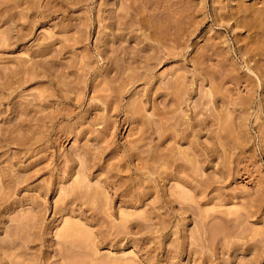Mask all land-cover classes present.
<instances>
[{"label": "rangeland", "instance_id": "374dc122", "mask_svg": "<svg viewBox=\"0 0 264 264\" xmlns=\"http://www.w3.org/2000/svg\"><path fill=\"white\" fill-rule=\"evenodd\" d=\"M0 42V264H264V0H0Z\"/></svg>", "mask_w": 264, "mask_h": 264}, {"label": "bare ground", "instance_id": "6f19581e", "mask_svg": "<svg viewBox=\"0 0 264 264\" xmlns=\"http://www.w3.org/2000/svg\"><path fill=\"white\" fill-rule=\"evenodd\" d=\"M2 9H3V8H2ZM5 9H6V7H5ZM198 9H199V8H198ZM240 9H241V8H240ZM193 10H194V9H193ZM238 10H239V9H238ZM3 11H4V9H3ZM173 11H174V9H173ZM229 11H230V10H229ZM243 11H244V10H243ZM5 12H6V11H5ZM236 12H237V10H236ZM173 13H174V12H173ZM224 16H225V15H224ZM28 35H29V34H28ZM2 41H3V40H2ZM4 41H5V40H4ZM8 42H9V41H8ZM0 43H1V42H0ZM3 43H4V42H3ZM19 68H20V67H19ZM16 74H17V73H16ZM147 75H148V74H147ZM143 76H144V75H143ZM145 76H146V75H145ZM231 77H232V76H231ZM238 77H239V76H238ZM64 96H65V95H64ZM66 97H67V95H66ZM65 99H66V98H65ZM72 99H73V98H72ZM113 110H114V109H113ZM114 111H115V110H114ZM125 112H126V111H125ZM58 114H59V113H58ZM67 114H68V113H67ZM70 114H71V113H70ZM54 117H55V116H54ZM167 118H168V117H167ZM38 119H39V118H38ZM137 119H138V118H137ZM125 120H127V119H125ZM142 120H143V119H142ZM144 120H145V119H144ZM165 120H167V119L165 118ZM199 120H200V119H199ZM138 121H139V120H138ZM181 121H182V120H181ZM200 121H201V120H200ZM145 122H146V121H145ZM145 122H144V123H145ZM113 123H114V122H113ZM201 123H202V122H201ZM106 124H107V123H106ZM197 124H199V123L197 122ZM107 125H108V124H107ZM111 125H112V124H111ZM140 126H142V125H140ZM190 126H191V125H190ZM142 127H143V126H142ZM146 128H147V127H146ZM148 128H149V127H148ZM148 128H147V129H148ZM152 128H153V126H152ZM142 129H143V128H142ZM197 129H198V128H197ZM143 130H144V129H143ZM145 130H146V129H145ZM195 130H196V129H195ZM146 131H147V130H146ZM192 131H193V130H192ZM198 131H199V130H198ZM139 132H140V131H139ZM142 132L144 133V131H142ZM147 132H148V131H147ZM183 132H184V131H183ZM140 133H141V132H140ZM149 134H150V133H149ZM163 134H164V133H163ZM163 134H162V135H163ZM140 135H141V134H140ZM140 135H139V136H140ZM146 135H147V134H146ZM181 135H182V134H181ZM185 135H186V134H185ZM152 136H153V135H152ZM143 137H144V139H145V136H143ZM148 137H149V135H148ZM157 137H159V136H157ZM139 138H141V137H139ZM146 138H147V137H146ZM150 138H151V137H150ZM173 138H174V137H173ZM135 139H138V138H135ZM144 139H142V140H144ZM171 139H172V138H171ZM184 139H185V138H184ZM139 140H140V139H138V141H139ZM142 140H140V142H141ZM135 141H136V140H135ZM174 142H175V141H174ZM138 143H139V142H138ZM143 144H144V143H143ZM138 145H139V144H138ZM135 146H136V145H135ZM139 146H140V145H139ZM198 146H199V145H198ZM140 147H141V146H140ZM135 148H137V147H135ZM135 148H134V149H135ZM193 148H194V147H193ZM138 150H139V149H138ZM177 150H178V149H177ZM131 151H132V150H131ZM135 151H136V149H135ZM133 152H134V151H133ZM137 152L139 153V151H137ZM197 152H198V151H197ZM130 153H131V152H130ZM130 153H129V154H130ZM138 153H137V154H138ZM146 153H147V152H146ZM145 155H146V154H145ZM147 155H148V154H147ZM198 155H199V154H198ZM132 156L134 157V155H132ZM137 156H138V155H137ZM134 158H135V157H134ZM151 158H152V157H151ZM164 158H165V157H164ZM152 159H153V158H152ZM131 162H132V161H131ZM181 163H182V162H181ZM181 163H180V164H181ZM183 163H184V162H183ZM178 165H179V164H178ZM178 167L180 168V166H178ZM181 168H182V166H181ZM182 169H184V168H182ZM135 170H136V169H135ZM136 171H137V170H136ZM168 174H169V173H168ZM168 174H167V175H168ZM199 180H200V179H199ZM201 181H202V180H201ZM127 192H128V191H127ZM232 246H233V245H232ZM247 247H248V246H247ZM246 249H247V248H246ZM246 249H245V250H246Z\"/></svg>", "mask_w": 264, "mask_h": 264}]
</instances>
